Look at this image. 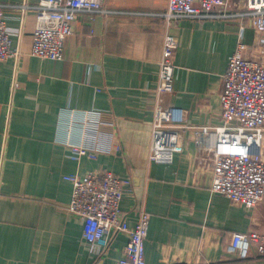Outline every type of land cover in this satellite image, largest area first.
Returning <instances> with one entry per match:
<instances>
[{
	"label": "crops",
	"instance_id": "crops-1",
	"mask_svg": "<svg viewBox=\"0 0 264 264\" xmlns=\"http://www.w3.org/2000/svg\"><path fill=\"white\" fill-rule=\"evenodd\" d=\"M40 0H0L18 55L0 62V264H117L120 234L99 258L84 247L83 222L69 215L65 175L113 171L123 183L129 225L150 215L146 264H264L251 252L226 253L233 233L264 227V202L247 210L213 194V160L199 153L193 131L173 163L151 160L152 124L164 39H178L174 91L164 105L186 112L190 125L222 123L223 76L235 51L247 0H229L225 17H184L166 28L168 0H105L103 12L80 13L61 61L31 54ZM260 33L247 28L245 56L262 59ZM112 112V152L75 161L55 141L61 109Z\"/></svg>",
	"mask_w": 264,
	"mask_h": 264
},
{
	"label": "built area",
	"instance_id": "built-area-1",
	"mask_svg": "<svg viewBox=\"0 0 264 264\" xmlns=\"http://www.w3.org/2000/svg\"><path fill=\"white\" fill-rule=\"evenodd\" d=\"M105 0H40L35 5L36 26L32 33L31 54L41 59L61 61L66 39L72 35L80 13L103 12ZM229 0H168L163 13L166 28L184 17H225ZM247 20L240 24L241 40L229 59L220 94L222 123L190 125L186 112L167 107L164 98L174 91L177 66L174 58L178 39L167 33L157 85L158 104L152 124L153 144L150 158L156 163L171 164L184 149V133L193 131L199 153L213 160L211 192L225 196L234 205L247 210L264 202V58L245 56L244 31L252 28L260 33L255 43L264 55V0H247L241 13ZM15 32L8 27L0 5V62L18 55L12 47ZM56 143L70 150L69 157L80 161L96 160L112 152L117 121L112 112L63 108L58 115ZM64 179L72 184V195L66 211L83 222L82 242L85 248L102 258L118 235L128 241L117 264H146L145 241L150 215L140 211L130 226L121 211L124 196L122 180L113 171H91L84 175L69 174ZM0 180V196H1ZM226 253L241 260L251 252L264 256V227L233 233Z\"/></svg>",
	"mask_w": 264,
	"mask_h": 264
}]
</instances>
